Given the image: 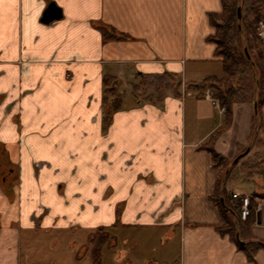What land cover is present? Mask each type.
I'll use <instances>...</instances> for the list:
<instances>
[{"label": "crops", "instance_id": "0c3cea01", "mask_svg": "<svg viewBox=\"0 0 264 264\" xmlns=\"http://www.w3.org/2000/svg\"><path fill=\"white\" fill-rule=\"evenodd\" d=\"M51 3L62 16L44 22ZM222 10V0H0V264H94L100 228L177 243V258L169 247L154 264H264L263 248L252 260L237 234L219 232L212 202L222 168L255 146V104H234L224 128L225 111L194 85L226 77L210 39ZM99 26L127 37L105 40ZM166 72L181 77L180 96L134 90L141 76ZM106 75L121 99L107 126ZM214 135L221 165L200 149ZM240 167L226 193L251 197L242 238L264 241V180Z\"/></svg>", "mask_w": 264, "mask_h": 264}, {"label": "trees", "instance_id": "16d2710c", "mask_svg": "<svg viewBox=\"0 0 264 264\" xmlns=\"http://www.w3.org/2000/svg\"><path fill=\"white\" fill-rule=\"evenodd\" d=\"M222 5V12L212 14L210 17L215 27V34L210 39L216 43V55L221 58L226 77L207 76L203 81L194 85L201 90L211 89L213 96L225 108L224 128L231 123L234 104L253 102L255 110L251 122V140L252 144L264 146V117L261 113V107L264 105V53L260 51L258 56L254 57L250 52L252 41L259 39L257 37L258 25L260 22L264 23V0H222ZM239 5L242 9L241 19L238 18ZM99 29L105 40L127 37L124 34H117L107 26H99ZM241 43L242 45L239 46ZM245 46L248 54L245 51ZM117 81L114 76L106 75L104 77L105 126L109 125L113 113L120 107L121 99L117 91ZM181 82V77L173 72L143 75L139 83L134 86V90L141 85L152 86L158 92L159 100L166 89H170L175 95L180 96ZM260 135H262L261 138H258ZM215 137L216 135L212 136L208 143L200 146V149H205L211 154L215 165H221L225 158L214 148ZM236 165L237 163L232 162L218 177L212 202L219 207L222 213V223L217 228L219 232L230 234L234 239L237 234L238 240L244 242V244H240V248L246 251L248 257L253 260V254L260 248L264 249V241L242 238L243 228L247 229L251 212L245 220H242L238 210L239 199H234L231 202L224 186L230 171ZM240 170L249 177L259 176L264 180V152L257 151L253 160L241 164ZM221 197L223 198L222 202ZM107 229H98L90 239L91 242L96 240L95 246L92 248L95 264H100V248L108 241ZM98 232L103 235H99Z\"/></svg>", "mask_w": 264, "mask_h": 264}, {"label": "rangeland", "instance_id": "374dc122", "mask_svg": "<svg viewBox=\"0 0 264 264\" xmlns=\"http://www.w3.org/2000/svg\"><path fill=\"white\" fill-rule=\"evenodd\" d=\"M262 24L264 25L263 22H260L258 25V28H257V35H258L257 37L259 39H257V40L255 39V41H252V43H251L252 47L250 48V52H251V55L254 57L258 56V53L260 51H262L264 53V36L259 33L261 30ZM241 45H242V43L239 44V46H241ZM242 49H243V47H242ZM153 90H154V87L151 86V87L147 88L143 94L148 95ZM151 95L152 94H150L149 96H151ZM212 96H213V93H212ZM215 99L218 100L217 98H215ZM218 102H220V101L218 100ZM261 136L262 135H260L258 138H261ZM247 147H246V149H247ZM263 147H264L263 145L261 146L259 144H255V146L253 147V149L249 153L242 156L240 158L241 160L239 159L238 162H236L237 163L236 169L239 168L241 166V164L244 163L245 160H248V159H249V161L253 160L255 157L256 151L263 153L264 152ZM244 152H242L241 154H243ZM223 163H224V161L221 162V164H223ZM231 164H232V162H231ZM231 164H229L227 166L229 167ZM1 168L3 169L4 166H2ZM224 170H225V167L222 168L221 174ZM3 173H4V170H2L0 174L3 175ZM238 174L241 175V173H238ZM241 176H244L247 178L249 177L245 174L244 175L242 174ZM256 177H259V176H256ZM10 178H11V180H10V182H11L10 188H11V187H13V185H15L16 180L12 177H10ZM259 178H261V177H259ZM107 230H108L107 234H106V232H105V234L108 235L107 236L108 241L100 248V262H99L100 264H143V262L141 260H138V261L134 260V261H132V263L130 261H128L129 257H132V255L136 258L139 255H140V257L141 256L145 257L147 259V261L144 262V264H154L152 262L153 258L162 257L163 256L162 255L163 249L165 250V249H168L169 247H170V249L166 250L167 255H168V256L166 255V257H169V259L177 258L176 257V255L178 254V250L176 251L177 243H174V245L173 244L166 245V241H162V240L157 239V238L155 239V236H153L154 235L153 231L145 232L143 230H137V229H133V228H127L125 230L119 229V228H108ZM98 234L100 235L102 233L98 232ZM124 234L129 237L128 240H123ZM97 235H96V237H97ZM112 237L114 239H116V243H117L116 246L110 245V243H112V241H111ZM127 241H131L130 245H132L131 246V249H132L131 254L132 255L129 252V256L123 257L121 254V250L124 246L125 247L129 246L127 244L123 245V243L127 242ZM95 243H96V240H94L93 242H90L89 246L91 248H93L95 246ZM175 253H176V255H174ZM176 262H177V260H174V261L168 260V262H166V264H174V263L176 264ZM95 263L96 262H94V264ZM159 264H161V263H159Z\"/></svg>", "mask_w": 264, "mask_h": 264}, {"label": "built area", "instance_id": "2783aa9c", "mask_svg": "<svg viewBox=\"0 0 264 264\" xmlns=\"http://www.w3.org/2000/svg\"><path fill=\"white\" fill-rule=\"evenodd\" d=\"M259 33L264 36V25L263 24L261 25V30ZM211 94L212 93L210 89H207L205 91V96L208 99L212 100V102L217 106V108L220 109V111H224V108L219 104L218 100L214 99L211 96ZM233 197L238 198L240 200V205H239L238 210H239L241 219L245 220L251 212L250 196L247 194L239 195L237 193H233ZM256 209H259V206H256Z\"/></svg>", "mask_w": 264, "mask_h": 264}, {"label": "water", "instance_id": "95a60500", "mask_svg": "<svg viewBox=\"0 0 264 264\" xmlns=\"http://www.w3.org/2000/svg\"><path fill=\"white\" fill-rule=\"evenodd\" d=\"M62 16V10L57 7L54 3H51L49 5V7L47 8L42 20L44 22H50V21H53L54 19H59L61 18ZM241 16H242V9H241V5L238 6V18L241 19ZM245 51L246 53L248 54V51H247V48L245 46ZM250 148H247V150L244 152V153H247L249 151ZM243 154H240L238 155L234 162H238V160L242 157ZM223 201V198L221 197V202ZM241 244H244L243 241H240Z\"/></svg>", "mask_w": 264, "mask_h": 264}, {"label": "bare ground", "instance_id": "6f19581e", "mask_svg": "<svg viewBox=\"0 0 264 264\" xmlns=\"http://www.w3.org/2000/svg\"><path fill=\"white\" fill-rule=\"evenodd\" d=\"M207 89H209V88H207ZM207 89H205V91L207 90ZM210 91H211V93H212V90L210 89ZM211 96H212V94H211ZM213 98H214V96H212ZM215 99V98H214ZM212 101V100H211ZM219 104H220V102H219ZM223 107V106H222ZM224 108V107H223ZM224 111H225V108H224ZM243 154H245V153H243ZM234 193V192H233ZM233 193H232V198L233 199H238V198H234L233 197ZM238 194V193H237ZM240 195V194H239ZM248 195V194H247ZM240 201V200H239ZM250 203H251V197H250Z\"/></svg>", "mask_w": 264, "mask_h": 264}]
</instances>
